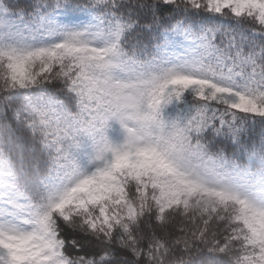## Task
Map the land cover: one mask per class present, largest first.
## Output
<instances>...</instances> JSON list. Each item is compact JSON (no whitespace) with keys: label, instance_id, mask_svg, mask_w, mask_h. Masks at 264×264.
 I'll return each instance as SVG.
<instances>
[{"label":"snow or ice","instance_id":"1","mask_svg":"<svg viewBox=\"0 0 264 264\" xmlns=\"http://www.w3.org/2000/svg\"><path fill=\"white\" fill-rule=\"evenodd\" d=\"M0 264H264V0H0Z\"/></svg>","mask_w":264,"mask_h":264}]
</instances>
